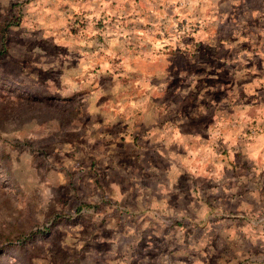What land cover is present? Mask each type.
<instances>
[{"label":"rangeland","instance_id":"1","mask_svg":"<svg viewBox=\"0 0 264 264\" xmlns=\"http://www.w3.org/2000/svg\"><path fill=\"white\" fill-rule=\"evenodd\" d=\"M39 229L0 264H264V0H0V248Z\"/></svg>","mask_w":264,"mask_h":264},{"label":"trees","instance_id":"2","mask_svg":"<svg viewBox=\"0 0 264 264\" xmlns=\"http://www.w3.org/2000/svg\"><path fill=\"white\" fill-rule=\"evenodd\" d=\"M42 230H37V231H31L29 234L25 235V236H21L19 238V240L15 243V242H9L7 246H4L0 248V254H5L7 252L6 247L7 248H14L15 246L18 247H23L27 244V242L34 240V236H36L38 233L39 235L42 234L41 233ZM4 248V249H3Z\"/></svg>","mask_w":264,"mask_h":264}]
</instances>
